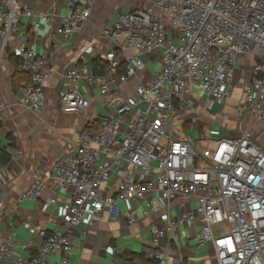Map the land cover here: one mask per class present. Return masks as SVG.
I'll use <instances>...</instances> for the list:
<instances>
[{
    "label": "built area",
    "instance_id": "built-area-1",
    "mask_svg": "<svg viewBox=\"0 0 264 264\" xmlns=\"http://www.w3.org/2000/svg\"><path fill=\"white\" fill-rule=\"evenodd\" d=\"M97 2L65 0L68 11L58 32L70 40L92 16ZM33 14L17 0L0 2V59L19 58L14 71L25 75L19 82L20 103L39 112L46 101L50 58L25 42L10 49L23 18ZM103 37L115 43L104 55V73H94L90 59L75 61L65 75L70 88L60 98L63 112L90 106V99L79 90L82 79L107 96L114 86L127 84L146 68V56L160 54L161 69L137 85L135 96L114 98L115 113L103 115L99 126L93 120L86 123L74 154L54 163L58 183L72 187L70 198L60 206L61 228L48 231L24 222L43 239L37 253L24 257L16 244L4 241L0 260L47 264L57 254L58 264H71L73 237L80 224L94 225L104 213L118 219L123 204L143 203V215L149 216L158 211L152 201L158 192L170 202L193 199L196 206L182 203L179 217L167 214L147 258L161 262L167 257L160 248L165 235L172 234L181 245L186 237L179 230L200 224L196 245H211L219 264H264V144L248 126L238 135L199 147L192 134L179 136L172 126L180 110L189 115L190 123L198 121L195 85L207 99V110L212 104L224 105L235 91L240 57L252 54L253 77L238 110L254 116L264 130V0H140L121 9L113 24L104 28ZM1 132L0 122V136ZM112 180L114 190L108 187ZM46 186L45 174L35 172L21 200L42 199L45 212L58 206L56 197L44 198ZM126 216L129 224L138 220L132 211ZM220 223L228 228L217 235L214 227Z\"/></svg>",
    "mask_w": 264,
    "mask_h": 264
},
{
    "label": "crops",
    "instance_id": "crops-1",
    "mask_svg": "<svg viewBox=\"0 0 264 264\" xmlns=\"http://www.w3.org/2000/svg\"><path fill=\"white\" fill-rule=\"evenodd\" d=\"M17 1L29 7L34 14L23 18L22 30L13 37L10 49L25 42L35 45L39 54H47L50 58L45 81L46 101L39 112H34L20 103V84L16 81L14 86L15 66L11 57L2 56L0 59V243H14L20 255L30 257L37 253L43 239L40 234L27 229L24 222L29 221L37 228L48 231L60 229V206L72 194V187L60 185L53 173L56 160L73 155L80 129L91 120L99 126L103 115L115 113L111 101L114 98L128 99L135 96L137 85L149 81L161 69L162 61L158 53L146 56V68L127 84L114 86L107 96H102L95 86L82 79L79 90L90 99V106L79 112L65 113L61 109L60 98L70 88L65 77L67 70L75 61L82 59H90L92 64L97 58L103 60L105 53L115 46L114 42L103 37L104 28L113 24L121 9L127 10L132 6H124L129 0H98L92 16L85 22L82 30L66 40L58 32L68 11L65 0ZM40 12L45 13L46 17H41ZM1 42L0 35V51ZM253 57L252 54H245L239 59L234 91L237 99L238 89L252 80L253 72L250 77H246L244 73L246 65L254 66ZM192 96L199 119L190 123L189 115L180 110L172 122L179 136L192 134L197 145L204 147L209 140L238 135L246 127L243 125L245 127L241 128L242 123L238 118L244 117L243 120H247L248 125L252 126L251 130L257 138V126H260L254 116L238 110L239 101L236 106L229 103L228 99L224 105H216L210 111L205 107L207 99L199 86L192 88ZM224 125L228 126L227 130ZM35 172L46 176L44 198L56 197L59 201L58 206H50L46 212L42 210V199L20 198L31 185ZM115 182L116 180H112L108 187L114 190ZM152 201L158 211L149 216L143 215V203L123 204L122 216L118 219H110L108 213H104L94 225L87 222L80 224L73 237L71 264H219L211 245L202 248L196 245L200 224L179 230L186 237L181 245H177L172 234L165 235L160 240V248L167 257L161 262L147 258L146 252L154 247L155 233L164 225L167 214L179 217L184 209L182 203L190 207L196 206L193 199L180 197L170 202L164 200L158 192H154ZM128 211L136 213V223H128ZM215 233L218 235L221 232L216 230ZM126 252L143 254L145 257L127 260L122 256ZM58 261L59 256L53 254L47 264H58ZM0 264L7 263L0 260Z\"/></svg>",
    "mask_w": 264,
    "mask_h": 264
},
{
    "label": "rangeland",
    "instance_id": "rangeland-1",
    "mask_svg": "<svg viewBox=\"0 0 264 264\" xmlns=\"http://www.w3.org/2000/svg\"><path fill=\"white\" fill-rule=\"evenodd\" d=\"M2 0H0V2H1ZM140 2V0H129V3L127 2L124 6H127V7H133V6H136L138 3ZM123 10H126L125 8H123ZM254 58V60H255V57H253ZM246 68H245V73H244V75H246V77H250V76H252V72H253V64H251V65H246L245 66ZM248 86V84L246 83V84H244L243 86H241L240 87V89H238V96H239V100L237 99V94L236 95H234L235 94V92L233 93V95L229 98V103H232V104H235L236 106H237V104H238V101L240 102L242 99H243V96H244V93H245V88ZM237 100V101H236ZM235 102V103H234ZM213 107H214V105L212 104L211 105V108H210V111H213ZM209 111V112H210ZM243 118L244 117H241V118H238V121L239 122H241L242 123V126H241V128L243 129L245 126L246 127H248L249 125V123H248V121L247 120H243ZM243 125H245V126H243ZM245 127V128H246ZM250 128H252V126H249ZM228 129V126L227 125H224V129L225 130H227ZM241 128H237V130H241ZM257 128L259 129V133L257 132V134H258V136H257V139L260 141V142H262V143H264V130L262 129V128H260V127H258L257 126ZM230 131H232V129H230ZM215 230H218V231H220V232H223V231H227V224L226 223H220V224H218V225H216L215 227Z\"/></svg>",
    "mask_w": 264,
    "mask_h": 264
},
{
    "label": "trees",
    "instance_id": "trees-1",
    "mask_svg": "<svg viewBox=\"0 0 264 264\" xmlns=\"http://www.w3.org/2000/svg\"><path fill=\"white\" fill-rule=\"evenodd\" d=\"M11 61L13 62L14 66H17L19 63V58L13 55L11 56ZM106 67H107V62L105 60H102L101 58H97L93 62L94 73H98V74L104 73ZM24 76H25L24 74L15 71L14 80H13L14 86L16 85V81L20 82L21 78ZM122 256L127 260H132L135 258L142 259L145 257L143 254L127 253V252L124 253Z\"/></svg>",
    "mask_w": 264,
    "mask_h": 264
}]
</instances>
